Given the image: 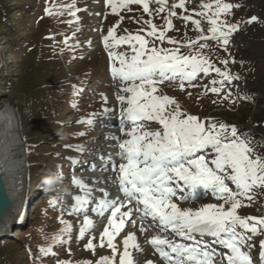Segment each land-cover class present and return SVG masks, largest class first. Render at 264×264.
<instances>
[{
  "label": "snow or ice",
  "instance_id": "snow-or-ice-1",
  "mask_svg": "<svg viewBox=\"0 0 264 264\" xmlns=\"http://www.w3.org/2000/svg\"><path fill=\"white\" fill-rule=\"evenodd\" d=\"M97 3L118 18L106 34L102 26L95 29L110 61L118 102V109H103L105 114L118 111L119 120L118 131L105 136L117 151L101 156L108 162L106 170L112 172L108 181L111 188L98 187V180L73 173L70 183L76 192L72 203H61L58 196L48 201L59 208V222L64 227L39 252L56 257L57 264H73L54 251V247L65 246L71 255L74 226L63 218L67 214L80 222L78 238L84 241V250L93 256L97 247L111 252L80 264H264V240L258 241V259L254 260L251 252L256 237L264 236V216L240 214L242 208L251 206L253 190L264 187V153H258L251 137L236 125L189 113L161 87L174 84L182 92L202 87L204 95L229 100L234 82L242 79L231 67L237 63L230 51L232 38L241 31V24L264 21L252 16L233 22L234 9L241 5L228 0L202 2L199 10L190 8L189 0ZM133 6L148 19L132 16L140 27L135 32L125 28V34L118 35L125 19L122 13L134 12ZM80 10L76 3H70L60 14L66 11L79 24ZM45 13L51 17L53 9L46 7ZM93 14L107 19L103 10ZM157 16L163 21L161 25L154 22ZM175 20L182 21L185 29L191 24L195 38L187 32L184 40L170 36V32L179 31ZM69 39L63 41L68 48L80 47L78 41L69 43ZM88 43L91 46V41ZM219 52L227 55L221 57ZM205 79L208 83L202 84ZM100 95L107 104L108 95ZM96 115L78 123L94 127ZM68 147L86 151L84 145ZM67 159L72 165L79 162L76 157ZM91 170H96L95 164ZM57 173L65 179L62 168ZM201 194L218 203H205L196 209L182 206L197 201ZM6 207V203L0 204V215ZM93 215L106 219L98 241L93 232L99 222ZM146 246L151 248L150 254ZM152 255L158 259L153 260Z\"/></svg>",
  "mask_w": 264,
  "mask_h": 264
},
{
  "label": "rangeland",
  "instance_id": "rangeland-1",
  "mask_svg": "<svg viewBox=\"0 0 264 264\" xmlns=\"http://www.w3.org/2000/svg\"><path fill=\"white\" fill-rule=\"evenodd\" d=\"M96 1L0 0V106L7 103L17 109L21 121L20 136L29 166L27 203L11 235L0 241V264H57L56 257L42 256L39 248L48 246L52 237L64 227L59 222V208H54L48 201L58 196L61 203H72L71 197L76 192L70 183L72 174H68L70 161L67 157L78 159L77 155L84 153L68 146L84 145L91 155L98 152L103 147L102 138L106 129H98L96 124L106 115L103 113L105 107L118 109L109 59L100 33L95 31L102 26L106 34L118 18L110 14L102 3L95 5ZM202 2L208 0H189V7L199 10ZM228 2L241 5L234 9V20L229 17L233 22L247 21L252 16L264 21V0ZM70 3H76L81 9L77 13L79 24L66 11L60 14L63 6ZM46 7L53 9L51 17L45 13ZM133 7L136 8L134 12L122 13L125 19L118 35L125 34V28L135 32L140 27L131 19L132 16L148 19L137 6ZM102 10L106 20L93 14ZM154 22L158 25L163 23L159 16ZM174 23L179 31L170 32V36L184 40L185 32L191 38L197 35L191 24L185 29L182 21L175 20ZM204 26L207 27V24L204 23ZM77 27L80 32L75 31ZM65 37L70 38L69 43L78 41L80 47L74 50L68 48L63 42ZM234 39L237 42L236 45L232 43L230 51L237 63L231 67L242 79L234 82L233 96L229 100L211 93L204 95L202 87L186 88L183 92L174 84L166 83L161 87L165 94L177 98L189 113L201 119L211 118L236 125L242 133L251 137L256 151L264 153V23L241 24V31L234 34ZM219 55L224 57L227 54L219 52ZM203 83H208V80H203ZM188 92L192 95L189 96ZM101 93L108 95L107 104L102 102ZM232 100L236 103L233 104ZM73 104L77 107L74 108ZM92 114H97L94 127L78 123ZM81 132L85 135H78ZM58 133L66 135L62 137ZM58 166L65 177L61 188L66 189L59 195L48 190L43 182L46 177L60 171ZM76 169V174L85 178L86 171H79V166ZM251 195V206L242 208L240 214L264 216V187L254 189ZM209 202L218 203L209 197L182 206L196 209ZM63 218L73 223L74 231L71 255L65 246L54 247L60 258L80 264L88 259L95 261L100 256L111 255L107 248L97 247L95 256L84 250V241L78 238L80 222L67 214ZM98 222L99 227L93 232L97 241L104 227L102 220ZM261 238L264 240V236L256 237L257 243L251 249L254 260L258 259V241Z\"/></svg>",
  "mask_w": 264,
  "mask_h": 264
},
{
  "label": "clouds",
  "instance_id": "clouds-1",
  "mask_svg": "<svg viewBox=\"0 0 264 264\" xmlns=\"http://www.w3.org/2000/svg\"><path fill=\"white\" fill-rule=\"evenodd\" d=\"M21 127V121L17 109L10 104L0 106V172L9 174L15 179L23 168V160L19 156V146L21 138L18 130ZM62 137L66 134L58 133ZM62 178L55 173L44 179V184L48 190L60 192L62 189Z\"/></svg>",
  "mask_w": 264,
  "mask_h": 264
},
{
  "label": "water",
  "instance_id": "water-1",
  "mask_svg": "<svg viewBox=\"0 0 264 264\" xmlns=\"http://www.w3.org/2000/svg\"><path fill=\"white\" fill-rule=\"evenodd\" d=\"M19 156L23 160V168L15 179L9 174L0 172V204H7L3 214L0 215V241L8 238L9 233L15 227L28 190L27 154L22 147V142L19 146Z\"/></svg>",
  "mask_w": 264,
  "mask_h": 264
},
{
  "label": "bare ground",
  "instance_id": "bare-ground-1",
  "mask_svg": "<svg viewBox=\"0 0 264 264\" xmlns=\"http://www.w3.org/2000/svg\"><path fill=\"white\" fill-rule=\"evenodd\" d=\"M98 4L99 3H97V1H96L95 5L98 6ZM110 114L111 115H108L109 117H106V118H104V116H103L104 119L101 120L102 123H101L100 127L109 129L107 131L106 135L110 134L111 132H117L118 128H119L118 111L110 113ZM18 135L20 136V130H18ZM20 138H21V136H20ZM21 142H22V147L25 150V146H24L22 139H21ZM111 144H112L111 141L106 140V144L104 145L105 150L103 151V153H101V155L106 157L107 156L106 153H108V152L109 153H115L116 152V148L113 146H110ZM106 148L108 150H106ZM103 165H104V167L100 168ZM108 167H109L108 162L106 159H104L102 161V163L96 167V170L91 172L90 176L86 179L90 178V180H92V181L98 180L99 181V184L97 185L98 187H109V188H111V185L108 183V181L112 177V172L110 170H106ZM16 224H18V220L16 221ZM143 239H144V237L141 235L140 240L143 241ZM151 252H152L151 248L147 247V254H150ZM151 258L153 260H157L158 256L152 255Z\"/></svg>",
  "mask_w": 264,
  "mask_h": 264
}]
</instances>
